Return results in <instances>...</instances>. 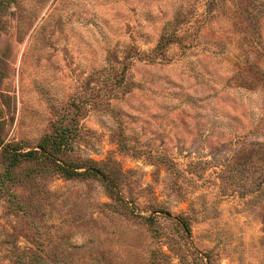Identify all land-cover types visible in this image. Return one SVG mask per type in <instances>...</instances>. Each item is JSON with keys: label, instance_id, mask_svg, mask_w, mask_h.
Wrapping results in <instances>:
<instances>
[{"label": "rangeland", "instance_id": "obj_1", "mask_svg": "<svg viewBox=\"0 0 264 264\" xmlns=\"http://www.w3.org/2000/svg\"><path fill=\"white\" fill-rule=\"evenodd\" d=\"M59 145L65 179L14 153ZM264 264V0H0V264Z\"/></svg>", "mask_w": 264, "mask_h": 264}, {"label": "trees", "instance_id": "obj_2", "mask_svg": "<svg viewBox=\"0 0 264 264\" xmlns=\"http://www.w3.org/2000/svg\"><path fill=\"white\" fill-rule=\"evenodd\" d=\"M44 138L38 145L39 151H29L24 154L14 153L10 157L9 168L15 166L18 162L24 161H37L44 166H53L59 169V174L65 179H73L75 177H87L89 175L96 176L98 174L97 169H90L81 173L75 172L73 169H69L66 165H59L57 161V154L59 151V145L52 146L51 143L45 142ZM36 247L31 246H15L13 250V262L14 264H43V258L39 255L42 251V243L35 242Z\"/></svg>", "mask_w": 264, "mask_h": 264}]
</instances>
